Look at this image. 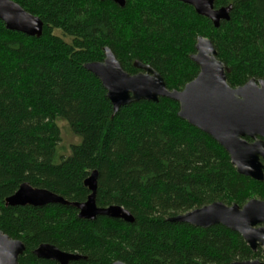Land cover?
I'll list each match as a JSON object with an SVG mask.
<instances>
[{"label":"trees","instance_id":"obj_1","mask_svg":"<svg viewBox=\"0 0 264 264\" xmlns=\"http://www.w3.org/2000/svg\"><path fill=\"white\" fill-rule=\"evenodd\" d=\"M44 23L40 38L10 31L0 20V230L21 240L19 264H58L34 251L50 244L84 259L70 264H232L264 260L221 225L209 229L169 218L215 202L243 207L264 201V182L238 174L211 136L182 120L179 104L161 98L113 107L84 65L110 48L123 69L136 61L181 91L199 74L190 59L198 37L212 41L232 88L264 81V0H215L232 5L219 28L177 0H12ZM80 143L61 148L58 121ZM249 140V139H248ZM98 172V207L121 206L134 223L79 218L70 206L7 207L20 185L85 202Z\"/></svg>","mask_w":264,"mask_h":264},{"label":"water","instance_id":"obj_2","mask_svg":"<svg viewBox=\"0 0 264 264\" xmlns=\"http://www.w3.org/2000/svg\"><path fill=\"white\" fill-rule=\"evenodd\" d=\"M106 1V0H99ZM124 8L126 0H110ZM194 8L209 19L215 28L231 19L232 5L215 8V0H177ZM0 20L10 31L40 38L44 23L26 12L12 0H0ZM199 67L198 76L183 90H169L164 78L149 65L136 61L139 71L128 74L110 48H104V60L84 65L95 75L107 92L114 115L121 108L147 101L158 103L161 98L179 104L178 116L211 136L230 156L239 175L264 182V81L251 79L245 85L232 88L227 82L230 69L217 57L212 41L198 37L195 54L190 56ZM249 139V140H248ZM84 186L90 191L85 202H70L47 189L23 183L15 194L5 200L7 207L70 206L78 210L79 218L94 221L108 217L134 223L133 215L121 206L100 208L97 205L98 172L88 177ZM173 223H185L195 228L209 229L221 225L238 233L252 251L261 248L264 254V201L252 199L243 207L215 202L200 209L169 218ZM26 251L21 240L13 239L0 230V264H19ZM34 255L39 259L70 264L84 259L79 254L63 252L50 244H42ZM115 264H125L116 262ZM232 264H264L258 259Z\"/></svg>","mask_w":264,"mask_h":264},{"label":"rangeland","instance_id":"obj_3","mask_svg":"<svg viewBox=\"0 0 264 264\" xmlns=\"http://www.w3.org/2000/svg\"><path fill=\"white\" fill-rule=\"evenodd\" d=\"M58 125L61 129L62 134L61 148L63 149L64 153H66L68 152V149L71 147V145L78 144L81 140L72 133L70 127L66 122L59 120Z\"/></svg>","mask_w":264,"mask_h":264},{"label":"bare ground","instance_id":"obj_4","mask_svg":"<svg viewBox=\"0 0 264 264\" xmlns=\"http://www.w3.org/2000/svg\"><path fill=\"white\" fill-rule=\"evenodd\" d=\"M180 2V1H179ZM95 76V75H94Z\"/></svg>","mask_w":264,"mask_h":264}]
</instances>
